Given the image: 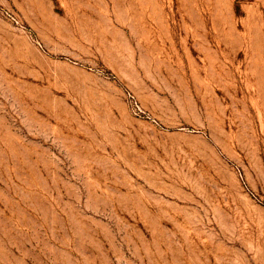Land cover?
<instances>
[{
  "label": "rangeland",
  "instance_id": "374dc122",
  "mask_svg": "<svg viewBox=\"0 0 264 264\" xmlns=\"http://www.w3.org/2000/svg\"><path fill=\"white\" fill-rule=\"evenodd\" d=\"M0 264H264V0H0Z\"/></svg>",
  "mask_w": 264,
  "mask_h": 264
}]
</instances>
